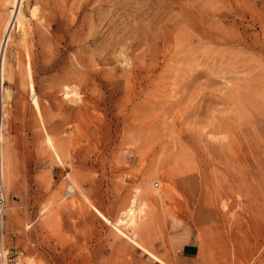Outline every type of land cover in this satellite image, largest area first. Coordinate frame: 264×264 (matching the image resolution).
Instances as JSON below:
<instances>
[{
  "label": "rangeland",
  "instance_id": "374dc122",
  "mask_svg": "<svg viewBox=\"0 0 264 264\" xmlns=\"http://www.w3.org/2000/svg\"><path fill=\"white\" fill-rule=\"evenodd\" d=\"M74 1L24 0L27 39L16 26L6 48L0 264H160L144 249L173 264L176 235L199 246L195 264H264V0H196L200 34L217 38L175 61L160 44L178 32L109 50L143 21L137 5L155 1L152 20L168 1V18L190 20L195 0ZM12 9L0 0V40ZM231 137L228 160L203 151Z\"/></svg>",
  "mask_w": 264,
  "mask_h": 264
},
{
  "label": "bare ground",
  "instance_id": "6f19581e",
  "mask_svg": "<svg viewBox=\"0 0 264 264\" xmlns=\"http://www.w3.org/2000/svg\"><path fill=\"white\" fill-rule=\"evenodd\" d=\"M67 1H69V0H64L65 6H64L63 9H62V7H59L58 8V12L59 11L60 12H62V11L66 12L67 11V9H68L67 4H69ZM97 1L99 3H97ZM118 1H122V0H77V2H79V4L81 2V4H80L81 6L84 3L85 4H90L92 2L96 3L97 5H99V4L105 5L106 3L116 4ZM125 1L128 2L131 6H132V4L134 2L132 0H125ZM23 2H24V0H12V5H13V9L11 10L12 14H11L10 18H8V20L4 23L3 33H2L3 36L1 37V40H0V142H3V136H2V132H1V130L3 128V121H2V113L1 112L3 110V105H4V83H5V80H6V74H5V69H6L5 68V64H6L5 63L6 62L5 61L6 48H7L8 44H9V42H10L11 32H12L14 27L17 26V27H19L20 30H22V34H23V37H24L23 39L24 40L27 39L26 36L28 34L27 31H26V28H25L26 15H25V13L23 11ZM74 2H76V0ZM168 4H169L168 1L164 2L162 5L159 4V7L163 9L164 13H162L157 18H154L152 20L151 19L148 20V18H146V16L151 13V9H153L154 6L156 5L155 1H151L149 5L146 4L145 6L143 4L137 5L138 7H137V9L135 11L132 12V16L133 17L134 16H138L135 19H140L142 17L143 21L140 20V22H137V23H133V22L132 23L131 22H126L125 24L123 23L125 31L122 33V35L117 37L116 45L114 47L112 46V49L109 50V53L113 52L115 54L116 52H118L119 56L125 58V56H127V54L132 53L136 48L140 47V45H139L140 42L138 40L139 38H169V37H166L167 33H169V32H178V34L175 37H172L174 39H166V40L162 41V43L160 44V54L163 57V59L169 60V61H175V53H177V50H181L185 46H190V49L192 50V52L195 53L200 47V44H201L200 38H202V37L204 38V36H206V35H207V38H214V37L217 38V34H216L217 32L213 31L211 28L208 29V30H204L203 34H200L198 23H199V16H200V12L201 11L199 9V6H198L196 0L191 5L190 11L188 12L191 15V19L190 20L186 19L183 16H181V17L180 16L179 17H174L173 16V18H170V17L168 18V14H169V12H171V6H172V4H169V5ZM72 7H73V5H72ZM75 10H77V8ZM34 11H35V9H34ZM69 13L70 12H68L66 14H69ZM73 23H74V21H73ZM26 24H27V22H26ZM1 25H3V24L1 23ZM91 26H93V24ZM97 32L100 33V32H102V30H97ZM123 38H125V40H127V41L123 42ZM42 39H44V38H42ZM173 52H175V53L172 54ZM137 58H139V57L137 56ZM176 60L181 61L183 59L182 58H176ZM190 60L192 62H196L195 58L194 59H190ZM121 63H123V62H121ZM143 63H144V65L147 68H149V65L146 63L144 57H143ZM157 66H158V63L156 64L155 68ZM75 68L74 69L72 68V69L74 71H77V70H75ZM76 69H78V68H76ZM144 69H145L144 66H142L141 68H139V67L132 68L130 70V72L127 74V76H126L127 78L126 79H129V78L135 76L138 71H143ZM73 70H72V72H73ZM26 74L29 76V79L32 77V66H31L30 62H28L27 73ZM74 74H76V73H74ZM77 74H79V73H77ZM197 76H199V72H187L185 77L186 78H188V77H193L194 78V77H197ZM76 79H77V77H76ZM78 79H80V78H78ZM79 81H81V79ZM130 85H131V83H130ZM70 92H72V91H70ZM75 92H77V91H75ZM9 95L10 94L8 93L6 96L8 97ZM73 95H74V93H73ZM67 96L70 97V96H72V94L67 93ZM202 96L205 97L206 94L202 93ZM37 111L40 112V109H39L38 106H37ZM223 123H225V122L223 121ZM219 124L221 125V122ZM164 125L166 126L167 124L165 123ZM218 125H216L217 128H218ZM213 126H215V125H213ZM221 126H224L223 127V128H225L224 130H227L229 128V127L227 128V126H225V125H221ZM170 127H171V129H173L172 125H168V128H170ZM219 129H220V127H219ZM199 135L200 134H197V133H194V132L193 133L192 132L188 133L187 136H186V143L187 144L190 143V145H196V147L200 150V148L202 147V144H201L200 141H202V139L200 138L201 135H200V137H199ZM210 138L213 139L214 137H210ZM239 138H240L239 136L236 138V142L238 144L242 145V142H241V140ZM254 139H255V137H254ZM205 140H206V142H205L206 145L205 146L209 145V148L205 149L203 151L205 153H207V156H209L214 163H215V160H218V161L220 160V162L223 159L224 160H228L229 155H228V153H226V150L231 149V147H232V137L226 143L227 145H225V147H222V148H219V147H216V146L215 147L211 146V144L208 141V139L205 138ZM222 140H224V139H222ZM203 146H204V144H203ZM202 148H204V147H202ZM235 152H233V153H235ZM250 153H251V155H255V152H254L253 149H250ZM236 155H237V153H236ZM57 156H58V153H57ZM243 157H246V154L243 153L242 154V158ZM94 210L99 211L93 204H91L89 207H87L84 210L83 213L88 215V214H91ZM129 213H130V217L128 219V223H129L130 226H134L137 223L138 216H140V215L138 213H137L138 215H135L136 213L134 214L133 209L131 210V212L129 211ZM128 216L129 215H127V217ZM144 250L150 256H152L154 259H156L160 264H168L164 260H162L160 257L156 256L154 253H152V252H150V251H148L146 249H144Z\"/></svg>",
  "mask_w": 264,
  "mask_h": 264
},
{
  "label": "crops",
  "instance_id": "0c3cea01",
  "mask_svg": "<svg viewBox=\"0 0 264 264\" xmlns=\"http://www.w3.org/2000/svg\"><path fill=\"white\" fill-rule=\"evenodd\" d=\"M172 246L176 253L173 264H195V260L200 254L199 246L192 242L183 240L182 237L176 235L173 238Z\"/></svg>",
  "mask_w": 264,
  "mask_h": 264
}]
</instances>
